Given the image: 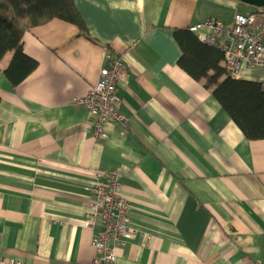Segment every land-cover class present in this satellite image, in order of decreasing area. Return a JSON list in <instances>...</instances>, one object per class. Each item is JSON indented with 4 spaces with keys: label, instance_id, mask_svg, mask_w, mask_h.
<instances>
[{
    "label": "crops",
    "instance_id": "1",
    "mask_svg": "<svg viewBox=\"0 0 264 264\" xmlns=\"http://www.w3.org/2000/svg\"><path fill=\"white\" fill-rule=\"evenodd\" d=\"M76 4L89 36L59 18L26 30L24 50L38 65L16 86L4 73L13 53L1 62L0 260L92 264L101 225L86 226L89 189L97 172L115 171L136 229L116 264H264V138L246 136L206 80L179 65L175 38L207 19L230 29L261 7ZM106 47L126 66L117 86L124 120L108 122V138L98 140L80 99L108 63ZM243 74L264 84L260 68Z\"/></svg>",
    "mask_w": 264,
    "mask_h": 264
},
{
    "label": "built area",
    "instance_id": "2",
    "mask_svg": "<svg viewBox=\"0 0 264 264\" xmlns=\"http://www.w3.org/2000/svg\"><path fill=\"white\" fill-rule=\"evenodd\" d=\"M261 13L260 16L238 14L230 29L220 20L207 19L192 26L191 30L203 42L221 49L230 75L240 79L246 66L264 70V7ZM105 51L108 63L101 67L96 84L80 99L94 116V135L98 140L108 138V122L124 120L119 109L117 86L127 79L126 66L120 57L108 55L107 47ZM89 197V208L85 212L86 226L94 228L97 224L101 225L92 239L95 249L92 264H116L119 246L136 235V229L131 226V205L122 193L117 172H97L96 180L89 189ZM0 264L25 263L1 259Z\"/></svg>",
    "mask_w": 264,
    "mask_h": 264
},
{
    "label": "trees",
    "instance_id": "3",
    "mask_svg": "<svg viewBox=\"0 0 264 264\" xmlns=\"http://www.w3.org/2000/svg\"><path fill=\"white\" fill-rule=\"evenodd\" d=\"M77 0H0V72L7 53L12 58L5 75L13 86L21 83L38 65L24 50L26 30L59 18L79 26L89 36L77 9ZM182 49L179 65L194 79H205L213 95L236 124L254 139L264 138V84L233 78L224 64V53L204 43L191 28L176 29Z\"/></svg>",
    "mask_w": 264,
    "mask_h": 264
},
{
    "label": "water",
    "instance_id": "4",
    "mask_svg": "<svg viewBox=\"0 0 264 264\" xmlns=\"http://www.w3.org/2000/svg\"><path fill=\"white\" fill-rule=\"evenodd\" d=\"M242 1L250 3V4L258 6V7L264 6V0H242Z\"/></svg>",
    "mask_w": 264,
    "mask_h": 264
},
{
    "label": "rangeland",
    "instance_id": "5",
    "mask_svg": "<svg viewBox=\"0 0 264 264\" xmlns=\"http://www.w3.org/2000/svg\"><path fill=\"white\" fill-rule=\"evenodd\" d=\"M262 7H264V6H262ZM262 7L260 8V11H259V13H253V14H249V16H251V15H256V16H260L262 13H261V9H262Z\"/></svg>",
    "mask_w": 264,
    "mask_h": 264
},
{
    "label": "bare ground",
    "instance_id": "6",
    "mask_svg": "<svg viewBox=\"0 0 264 264\" xmlns=\"http://www.w3.org/2000/svg\"><path fill=\"white\" fill-rule=\"evenodd\" d=\"M205 43V42H204ZM118 175V174H117ZM119 177V176H118ZM120 178V177H119Z\"/></svg>",
    "mask_w": 264,
    "mask_h": 264
}]
</instances>
